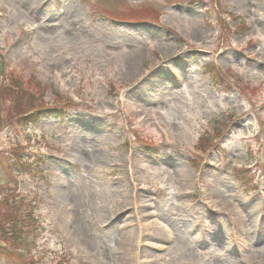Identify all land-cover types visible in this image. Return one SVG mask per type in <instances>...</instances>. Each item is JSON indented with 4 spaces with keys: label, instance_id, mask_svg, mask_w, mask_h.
<instances>
[{
    "label": "rangeland",
    "instance_id": "374dc122",
    "mask_svg": "<svg viewBox=\"0 0 264 264\" xmlns=\"http://www.w3.org/2000/svg\"><path fill=\"white\" fill-rule=\"evenodd\" d=\"M3 69L0 264H264V0H0Z\"/></svg>",
    "mask_w": 264,
    "mask_h": 264
},
{
    "label": "trees",
    "instance_id": "16d2710c",
    "mask_svg": "<svg viewBox=\"0 0 264 264\" xmlns=\"http://www.w3.org/2000/svg\"><path fill=\"white\" fill-rule=\"evenodd\" d=\"M10 83H8L7 84V87H2V82L0 83V89H1V91H2V94H3V92L5 91V92H9L10 91V86L12 85V84H14V80H10L9 81ZM15 225L16 224H13V226H12V231H15ZM12 233H14V232H12ZM18 239V238H17Z\"/></svg>",
    "mask_w": 264,
    "mask_h": 264
},
{
    "label": "bare ground",
    "instance_id": "6f19581e",
    "mask_svg": "<svg viewBox=\"0 0 264 264\" xmlns=\"http://www.w3.org/2000/svg\"><path fill=\"white\" fill-rule=\"evenodd\" d=\"M193 257V256H192Z\"/></svg>",
    "mask_w": 264,
    "mask_h": 264
}]
</instances>
